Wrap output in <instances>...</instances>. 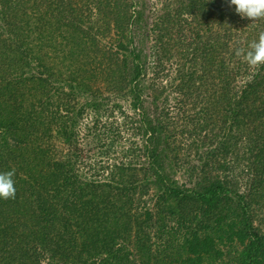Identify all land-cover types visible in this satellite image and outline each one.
Masks as SVG:
<instances>
[{
  "label": "trees",
  "instance_id": "16d2710c",
  "mask_svg": "<svg viewBox=\"0 0 264 264\" xmlns=\"http://www.w3.org/2000/svg\"><path fill=\"white\" fill-rule=\"evenodd\" d=\"M140 2L0 0V264H264V18Z\"/></svg>",
  "mask_w": 264,
  "mask_h": 264
},
{
  "label": "clouds",
  "instance_id": "9594fccd",
  "mask_svg": "<svg viewBox=\"0 0 264 264\" xmlns=\"http://www.w3.org/2000/svg\"><path fill=\"white\" fill-rule=\"evenodd\" d=\"M229 6H235V11L241 18H248L253 22L264 18V0H230ZM249 49L246 53L243 49H238L236 56H242L250 68L264 66V32L259 34L258 41L250 44ZM14 176L15 169L0 172V199H15Z\"/></svg>",
  "mask_w": 264,
  "mask_h": 264
},
{
  "label": "rangeland",
  "instance_id": "374dc122",
  "mask_svg": "<svg viewBox=\"0 0 264 264\" xmlns=\"http://www.w3.org/2000/svg\"><path fill=\"white\" fill-rule=\"evenodd\" d=\"M140 1H142L144 3V5H143L144 16H143L142 23H141L140 27H138V31L136 34V43L140 44V46L143 47L144 50L149 53L152 51L153 39L155 36V35H153V32H152V26L155 23V21L157 20V18L159 17V13H160V9L162 7V3H161V0H138V5H140V3H141ZM138 8H139V6H138ZM146 33H148V35H145ZM175 49L176 48L173 47V50H175ZM153 59L151 56L149 59L150 62H152ZM149 75H151V74L149 73ZM83 147L85 149L86 159L82 163V166L84 169H87L90 165L91 171L94 173L96 170L95 168L98 167L99 164L103 163V161L106 160V156L105 157L101 156V154L99 152L100 150L99 151L95 150L94 152L89 154V152H87L88 147L85 144H83ZM178 177L180 178L181 181H184L186 179L184 174L181 172L178 173ZM225 252H226V249H225ZM225 258H227V257L225 256ZM41 264H48V260L42 259ZM54 264H57V262H54Z\"/></svg>",
  "mask_w": 264,
  "mask_h": 264
}]
</instances>
